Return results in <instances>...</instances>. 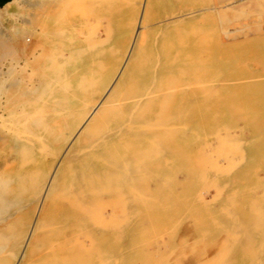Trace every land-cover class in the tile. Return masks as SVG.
<instances>
[{
  "label": "rangeland",
  "instance_id": "1",
  "mask_svg": "<svg viewBox=\"0 0 264 264\" xmlns=\"http://www.w3.org/2000/svg\"><path fill=\"white\" fill-rule=\"evenodd\" d=\"M43 1V9L23 6L17 21H2L3 28L19 29L23 19L31 24L18 47L17 130L29 147L0 183V208L8 203L0 216L11 221L1 230L9 243L0 240V264H264V0H152L138 73L121 96L153 92L156 111L129 127L131 137L114 148L124 159L88 191L89 163L77 165L82 152L68 150L70 168L54 194L61 207L23 254L38 159L50 161L62 125L99 91L125 45L137 0H66L56 17L50 0ZM193 7L190 36L185 17L169 21ZM206 8L210 14L202 16ZM129 113L145 116L146 109ZM110 125L99 122L74 147L123 122ZM115 185L123 188L102 191Z\"/></svg>",
  "mask_w": 264,
  "mask_h": 264
},
{
  "label": "bare ground",
  "instance_id": "2",
  "mask_svg": "<svg viewBox=\"0 0 264 264\" xmlns=\"http://www.w3.org/2000/svg\"><path fill=\"white\" fill-rule=\"evenodd\" d=\"M29 2L30 0H12L6 5L0 7V61L1 59H6L5 64L0 62V183H4L3 177L5 174L14 169L13 162L18 158L19 153L29 147V144L26 141L21 140L17 130L18 115L21 105L19 99V72L22 68L18 57V47L21 43L28 40L26 36V28H28L29 24H31L30 20L23 19L22 23H19L21 26L19 29H17V27L3 28L2 21L6 16H10L12 20L17 21L20 18L18 10L23 6L36 5L39 9L44 6L43 0H37L34 4H30ZM65 2L66 0H50V15L56 17V14L60 12V9ZM151 6L152 0L136 1L134 12L127 21V32H125V38H123L125 39L123 40L125 45L120 52V56L118 55V59L111 64L109 62L107 69L108 73L106 74L105 79L100 80L97 85L99 91L95 96L86 100L88 102L87 105H85L86 102L84 103L85 107L83 110L78 109L72 112L69 121L62 125L57 136L58 151L52 156L50 161H44L42 158L38 159V167L34 178L35 192L31 196V199L27 202V210L25 211L24 217L25 229L23 236L25 237L23 241V254L26 253L31 245L43 234L39 231V229L42 228L49 219H51L54 211L61 207V198L55 197L54 194L58 187L64 184L66 171L70 168V165L66 164L64 160L68 150L73 147V150L76 152H82L77 158V165H80L81 163L83 164L84 162L89 163V168L85 171L86 174L83 181V186L87 188L88 191L92 188V182H96L108 173L115 171L116 166L121 163L122 158L124 159V157L120 154L114 153V148H116V146L118 147L120 144L126 143L131 137V134L128 131L129 127H134L132 125L140 126L144 124L147 117L153 115L156 111L157 105L152 103L153 97H151L153 96V92L151 93L152 95L149 93L150 96H148L142 89H140L135 96H129L126 98L121 96V91L127 84L128 79L130 77L133 78L137 76L136 73H138V66L136 64V57L139 44L146 32L149 30L147 22L150 21L148 17ZM206 10L207 11L203 13L202 16L210 14L208 12L209 8H206ZM197 11V7L181 10L180 15L174 16L169 23L175 25L177 22L182 20V16L185 17L188 21L187 29L189 35L192 36L195 31L193 30L195 26L191 25V23L194 21L193 19H195ZM39 17L41 20L44 18L42 12L39 14ZM23 26L25 28H23ZM34 32V35L39 43L42 42L43 40L41 35L43 33V26L41 23L37 27H34ZM178 55L179 54H176L175 56ZM126 99L130 100L125 101ZM171 106L177 107L178 104ZM139 107H145V116L138 115L136 117H131L129 112ZM99 122H108L112 125L123 122L122 126L124 129L122 126L115 132L108 129L104 135L98 136L94 140H90L81 148L77 149L74 147L77 142L86 139L87 134H89V132L92 131V129ZM112 125H110V127ZM151 138L152 137L150 135H147L142 140L146 141ZM86 163L82 166L87 165ZM156 166V171L160 174L162 170L161 162L157 161ZM80 187L83 188L82 186ZM121 188L123 187L116 185L106 186L102 189V191L111 195L115 192V190H121ZM83 191L85 192V190ZM80 192L82 193V190ZM1 193L2 192H0V194ZM97 193L99 194L100 192ZM94 195L98 197L97 194ZM0 196H2V194ZM1 199L2 198H0V200ZM6 204L8 203L6 202ZM6 204L4 203L3 207H6ZM8 206H11V204ZM7 208L9 209V207ZM3 210L7 211L5 208H3ZM3 210L2 213L5 214L6 212H3ZM62 216L68 219L71 215L66 209ZM9 218V216H0V223L4 221L2 225H0V235L2 234L1 230L3 228L6 229L11 225ZM7 238L5 239L4 236L3 238H0V240L3 239L5 243H9V241L6 242V240H9ZM4 251H2L3 254ZM20 253L22 252L20 251ZM13 259H15V261L17 260L14 257Z\"/></svg>",
  "mask_w": 264,
  "mask_h": 264
},
{
  "label": "trees",
  "instance_id": "3",
  "mask_svg": "<svg viewBox=\"0 0 264 264\" xmlns=\"http://www.w3.org/2000/svg\"><path fill=\"white\" fill-rule=\"evenodd\" d=\"M8 1H11V0H0V7L3 6L5 3H7Z\"/></svg>",
  "mask_w": 264,
  "mask_h": 264
},
{
  "label": "crops",
  "instance_id": "4",
  "mask_svg": "<svg viewBox=\"0 0 264 264\" xmlns=\"http://www.w3.org/2000/svg\"><path fill=\"white\" fill-rule=\"evenodd\" d=\"M11 1H12V0H11ZM9 2H10V1H8L7 3H9ZM7 3H5L4 5H6ZM4 5H3V6H4Z\"/></svg>",
  "mask_w": 264,
  "mask_h": 264
}]
</instances>
